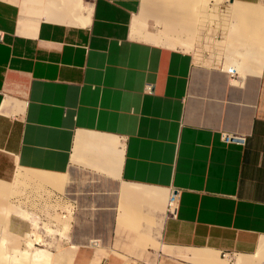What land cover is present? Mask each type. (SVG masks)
Segmentation results:
<instances>
[{"label":"crops","instance_id":"crops-1","mask_svg":"<svg viewBox=\"0 0 264 264\" xmlns=\"http://www.w3.org/2000/svg\"><path fill=\"white\" fill-rule=\"evenodd\" d=\"M229 1L225 68L141 0H0V182L62 192L70 264H264V0Z\"/></svg>","mask_w":264,"mask_h":264},{"label":"rangeland","instance_id":"rangeland-1","mask_svg":"<svg viewBox=\"0 0 264 264\" xmlns=\"http://www.w3.org/2000/svg\"><path fill=\"white\" fill-rule=\"evenodd\" d=\"M142 3L143 0H141L139 13L136 18L141 19L142 17ZM229 4V0H208L205 5L204 20L201 23L198 22L199 24H195L193 27V34L191 32L187 33L183 31H166L165 27L162 24L157 23L152 17H146L145 19L146 30L156 34L159 38L166 35L169 38V41H171V44H167V42L164 43L160 39L158 43L160 45L190 51L196 58L203 56L207 63L219 66L222 65L226 68V65L223 64V57L229 50L227 47V33L229 27H231L230 23L232 20L227 11ZM136 18H134V20ZM253 26H257V28L260 27L262 31L264 29V26L259 23L254 24ZM133 27L134 30H139L138 33L141 36L146 34L144 27H139L138 25H133ZM137 37H139V39H144L140 36ZM182 40L187 44L189 43V47L177 44V42ZM242 49L243 48H240V50ZM239 60L243 59L239 57ZM227 63L228 61L225 62V64ZM20 169L21 168H17L12 179L5 183V185L10 187L12 193H16L17 196L15 194L14 196L13 194H10L9 199L7 196L3 200L7 206L9 205L7 210H4L3 206L0 207V239L3 240V245H7L8 243L11 248H14L15 245L14 249L20 252L25 251L27 254L26 257L29 261H31L34 257V248H37L46 250L48 253L46 259L50 260L40 259V262L41 260L43 261L40 264H70L71 250H62L64 237L68 230V220H70L69 202L65 201L64 203H60L61 201L57 197L62 192L58 191L57 194L50 185L39 183L36 180L30 181L27 176L22 177L19 176V174H17V177L15 178V174ZM62 216L67 218V220ZM33 239L35 240L31 242L30 246L26 245V241ZM65 252L70 253L66 255ZM17 254L18 253L11 252L10 257H16L15 259L19 257L18 259L20 261L21 256L19 254L18 256ZM66 258H68L69 261ZM223 259L231 260L232 257L225 256ZM45 260L47 261L46 263ZM34 261L37 262V260H33L31 262L35 263ZM37 264H39V262H37Z\"/></svg>","mask_w":264,"mask_h":264},{"label":"bare ground","instance_id":"bare-ground-1","mask_svg":"<svg viewBox=\"0 0 264 264\" xmlns=\"http://www.w3.org/2000/svg\"><path fill=\"white\" fill-rule=\"evenodd\" d=\"M208 2V0H143L142 3V8H141V13H142V17L140 18H136L133 22V25H138L139 27H144L146 26L145 24V19L146 17H152L155 19V21L157 23L162 24L166 31L170 30L173 32H179V31H183V32H190L192 30V28L195 26V24H197L198 22H202L204 20V11H205V5ZM242 8V6H241ZM246 8V7H243ZM250 10V9H249ZM234 12V11H233ZM237 12V11H236ZM241 12V11H240ZM234 17V16H233ZM138 29H135L134 32H136V34L146 40L149 41H153L155 43H159L160 39L167 44H171V41H169V38L165 35L161 38H159L156 35H150L149 33L146 32L145 35H140L138 33ZM180 34V33H179ZM230 38V37H229ZM161 42V43H163ZM180 42V41H179ZM248 42V41H247ZM231 43V42H230ZM180 44H182V41L180 42ZM184 44V43H183ZM89 137V136H88ZM91 138V137H90ZM96 138V137H95ZM80 139V138H79ZM91 140V139H90ZM89 141V140H88ZM91 143V142H90ZM88 148V147H87ZM80 149V147H79ZM78 149V150H79ZM82 149V148H81ZM84 150V149H83ZM87 150V149H86ZM82 151V150H81ZM82 153V152H81ZM101 153V152H100ZM79 154V152H78ZM84 155V154H83ZM81 157V156H80ZM78 161V160H77ZM22 171V170H21ZM36 173V172H35ZM19 176H29L27 173L24 174L23 171L20 173H18ZM34 175V174H32ZM32 175H30L31 177H33ZM38 176V175H37ZM36 176V177H37ZM46 176V174H45ZM44 176V177H45ZM39 177V176H38ZM47 177V176H46ZM50 177V176H48ZM58 177V176H57ZM56 177V178H57ZM64 177V175H63ZM63 177H61V179H63ZM30 178V177H29ZM43 178V177H42ZM40 179V178H39ZM60 179V178H59ZM58 179V180H59ZM60 179V180H61ZM38 180V179H37ZM43 180V179H42ZM59 180V181H60ZM45 181V179H44ZM57 180H55L56 182ZM58 181V182H59ZM47 182V181H46ZM49 182V181H48ZM47 182V183H48ZM54 184L56 186H58V182H56ZM63 182H65V179L63 180ZM51 183V182H50ZM49 183V184H50ZM62 184V182H61ZM54 186V185H51ZM61 187V186H60ZM54 189V188H53ZM58 189V188H57ZM56 189V190H57ZM60 189V188H59ZM47 192V191H46ZM49 192V191H48ZM52 192V191H51ZM50 192V193H51ZM20 193V192H19ZM45 193V191H44ZM42 193V194H44ZM10 194L12 193V190L10 189V187H8L7 185L3 184L0 182V207L3 206L4 210H7V204L4 203V199L8 196V199L10 197ZM16 195V193H14ZM13 194V196H14ZM53 194V193H52ZM19 195V194H18ZM49 195V194H48ZM12 196V195H11ZM17 196V195H16ZM15 196V197H16ZM52 196V195H50ZM12 198V197H11ZM169 199V198H168ZM2 207V208H3ZM7 213V212H6ZM5 213V214H6ZM63 218H65L64 216H62ZM4 218V217H3ZM2 218V219H3ZM67 220V218H65ZM63 220V221H66ZM70 221V220H68ZM3 222V221H2ZM66 223V222H65ZM63 224V223H62ZM67 225V223H66ZM3 227V226H2ZM7 228V227H6ZM65 228V227H64ZM63 229V227H62ZM5 232V231H4ZM35 239L33 240H29L26 241V245H31V242H33ZM19 241V240H18ZM24 241V240H23ZM13 244V243H12ZM14 245V244H13ZM15 248V245H14ZM14 248L9 247V244L7 243V245H3V240L0 239V264H37V262H39V264L41 262H43L42 260L46 259V256H48L46 250L43 249H37L34 248V253H33V260H37L34 261L35 263L31 262L28 260V258L26 257L27 254L25 251L20 252ZM75 248V247H74ZM73 250V248H72ZM74 251V250H73ZM11 252L13 253H18L21 257H20V261H19V257L17 259H15L16 257H10ZM71 252V251H70ZM68 252V253H70ZM62 253V252H60ZM67 252H65V254H68ZM17 254V255H18ZM63 254V253H62ZM60 254V255H62ZM18 255V256H19ZM50 255V254H49ZM57 255V254H56ZM52 256V255H51ZM69 256V255H68ZM72 256V255H71ZM59 257V256H57ZM70 257V256H69ZM208 257V256H207ZM10 258H14V259H10ZM24 258V259H23ZM48 258V257H47ZM64 258V256H63ZM23 259V260H22ZM26 259V260H25ZM40 259L41 262H40ZM60 259V258H59ZM68 260V258H66ZM70 259V258H69ZM48 260V259H46ZM45 260V263L47 262ZM212 260V259H211ZM50 261V260H48ZM58 261V260H56ZM66 261V260H65ZM69 261V260H68ZM214 261V260H213ZM219 261V260H218ZM70 262V261H69ZM218 263V262H217ZM228 264V263H227ZM233 264H244V257H240L237 256L236 259L234 260Z\"/></svg>","mask_w":264,"mask_h":264},{"label":"built area","instance_id":"built-area-1","mask_svg":"<svg viewBox=\"0 0 264 264\" xmlns=\"http://www.w3.org/2000/svg\"><path fill=\"white\" fill-rule=\"evenodd\" d=\"M4 37V32L0 30V41H2ZM143 93L145 94H153V86L152 84L146 83L143 86ZM221 140L224 143H231V142H244V137L238 134H229V133H222ZM177 192H171L168 202H167V209L170 214H172L174 204L176 201Z\"/></svg>","mask_w":264,"mask_h":264}]
</instances>
